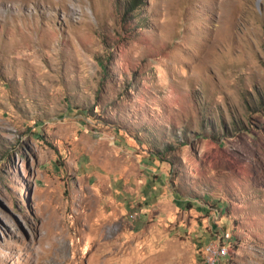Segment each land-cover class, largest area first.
<instances>
[{
	"label": "rangeland",
	"instance_id": "obj_1",
	"mask_svg": "<svg viewBox=\"0 0 264 264\" xmlns=\"http://www.w3.org/2000/svg\"><path fill=\"white\" fill-rule=\"evenodd\" d=\"M0 0V264H264V0Z\"/></svg>",
	"mask_w": 264,
	"mask_h": 264
},
{
	"label": "built area",
	"instance_id": "obj_2",
	"mask_svg": "<svg viewBox=\"0 0 264 264\" xmlns=\"http://www.w3.org/2000/svg\"><path fill=\"white\" fill-rule=\"evenodd\" d=\"M221 243L223 242H212L211 240L209 260L212 261V264H219L221 258Z\"/></svg>",
	"mask_w": 264,
	"mask_h": 264
},
{
	"label": "trees",
	"instance_id": "obj_3",
	"mask_svg": "<svg viewBox=\"0 0 264 264\" xmlns=\"http://www.w3.org/2000/svg\"><path fill=\"white\" fill-rule=\"evenodd\" d=\"M144 0H127L125 3V8L129 11L135 10L137 7L142 5Z\"/></svg>",
	"mask_w": 264,
	"mask_h": 264
},
{
	"label": "bare ground",
	"instance_id": "obj_4",
	"mask_svg": "<svg viewBox=\"0 0 264 264\" xmlns=\"http://www.w3.org/2000/svg\"><path fill=\"white\" fill-rule=\"evenodd\" d=\"M224 243V242H223ZM211 245V244H210ZM210 245L207 246L206 248V263L207 264H212V261L209 260L210 258ZM225 254V249L222 248V243H221V257Z\"/></svg>",
	"mask_w": 264,
	"mask_h": 264
}]
</instances>
